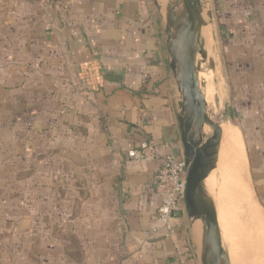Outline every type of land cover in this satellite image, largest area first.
Listing matches in <instances>:
<instances>
[{
    "label": "crops",
    "instance_id": "obj_1",
    "mask_svg": "<svg viewBox=\"0 0 264 264\" xmlns=\"http://www.w3.org/2000/svg\"><path fill=\"white\" fill-rule=\"evenodd\" d=\"M158 28L148 0H0V62L60 66L53 75L69 125L78 131L75 155L68 157L75 158L77 180L91 193L71 222L91 223L97 231L101 241L93 254L124 256L120 264H197V235L193 230L190 244L183 209L172 237L151 232L162 159L184 154L180 101ZM242 28L236 35L249 39ZM253 28L262 33L246 45L241 37L230 40L227 59L240 78L248 79L249 72L260 77L252 79L254 95L264 89V23ZM39 46L50 50L42 59L19 54ZM259 131L261 138L264 129ZM143 141L152 144L148 159L130 160L127 152Z\"/></svg>",
    "mask_w": 264,
    "mask_h": 264
},
{
    "label": "rangeland",
    "instance_id": "obj_2",
    "mask_svg": "<svg viewBox=\"0 0 264 264\" xmlns=\"http://www.w3.org/2000/svg\"><path fill=\"white\" fill-rule=\"evenodd\" d=\"M200 1L204 9V34L210 45L205 57L203 53L200 57L216 58V71L225 90L224 103L232 105L233 122L240 132L250 197L264 216V136L258 138L259 129H264V89L253 95L252 79L255 77L257 81L260 77L249 72L248 79L240 78L227 59L230 40L241 37L246 45L252 42L253 35L262 33L254 32L253 25L264 23V0ZM148 4L159 34L166 40L164 27L159 24V9L154 0H148ZM240 28L251 37L236 35ZM49 51L39 46L34 51L20 48L19 54L27 59L35 54V58L42 59ZM246 61L247 65H253L250 57ZM199 65L201 71V62ZM54 67L60 66L38 61L0 62V264H120L124 256H116L114 260L113 256L109 259V255L93 254L101 239L96 238L97 231L91 223L87 224V230V225L71 222L80 212L78 204L91 193L82 188L80 178L77 180L80 175L75 158L68 157L71 153L75 155L78 131L69 125L71 119L65 111L67 106L61 102V89L57 86L60 80L53 75ZM171 79L181 101L177 83L174 77ZM211 135L212 129L208 137ZM258 144H263L260 151ZM218 166L216 157L203 187L215 204L219 223L226 207L218 200ZM183 213L187 214L185 205ZM189 226L186 237L190 243V221ZM194 226L200 233L199 222ZM235 232V227H230L224 239L226 243V238L231 237L236 251L231 256L233 264H261L244 255L245 248ZM78 234L80 239L75 238Z\"/></svg>",
    "mask_w": 264,
    "mask_h": 264
},
{
    "label": "water",
    "instance_id": "obj_3",
    "mask_svg": "<svg viewBox=\"0 0 264 264\" xmlns=\"http://www.w3.org/2000/svg\"><path fill=\"white\" fill-rule=\"evenodd\" d=\"M154 6L160 12L158 17L167 37L164 42L169 66L181 96L178 121L184 149L183 159L188 171L185 207L192 236L194 225L197 222L203 224V246L199 252L195 245V257L199 264H229L215 204L209 200L203 187L214 169L222 138L220 124L212 120L207 112L206 100L200 90L203 83L198 77L197 43H200L204 9L200 0H173L168 3L164 17L159 0H154ZM201 48L207 54L204 45ZM209 69H216V58L210 60ZM216 106L220 108V103L217 102ZM233 118L232 105L224 103L222 120ZM206 127L212 129L209 137L205 133Z\"/></svg>",
    "mask_w": 264,
    "mask_h": 264
},
{
    "label": "bare ground",
    "instance_id": "obj_4",
    "mask_svg": "<svg viewBox=\"0 0 264 264\" xmlns=\"http://www.w3.org/2000/svg\"><path fill=\"white\" fill-rule=\"evenodd\" d=\"M173 0H159L161 11L165 17L168 3ZM207 25V23H206ZM205 25V27H206ZM204 26L201 27L200 43H197V65L199 67V81L203 83L200 90L206 100L207 112L210 118L220 124L222 129V138L217 152L218 166V200L223 202L226 212L220 214V229L222 242L227 254V259L232 262L231 256L236 254L234 251L231 237L226 238L230 227H235L236 234L240 244L245 248L243 253L245 256L251 257L257 263L264 264V216L261 213L257 203L252 202L250 197V186L247 178V163L244 155V149L241 144L240 132L233 120L223 121V103H224V86L221 78L217 74V69H208L209 62L213 59L212 55L204 58L200 57L202 46L205 50L210 47L208 39H204ZM205 40V41H204ZM208 53V52H207ZM210 54V53H209ZM201 62V71L200 65ZM217 64V63H216ZM219 72V71H218ZM206 85L204 84V81ZM217 102L220 108H217ZM210 129L206 127L205 133L208 135ZM216 164V163H215ZM206 183V182H205ZM253 198V197H252ZM230 227H226V226ZM200 233L195 226L193 230L197 235L199 243V252L203 246V224L199 222ZM225 245L227 247H225ZM233 264V262L231 263Z\"/></svg>",
    "mask_w": 264,
    "mask_h": 264
},
{
    "label": "built area",
    "instance_id": "obj_5",
    "mask_svg": "<svg viewBox=\"0 0 264 264\" xmlns=\"http://www.w3.org/2000/svg\"><path fill=\"white\" fill-rule=\"evenodd\" d=\"M151 150L152 144L143 141L130 149L127 155L130 160L142 162L148 159ZM187 172L183 157L164 155L156 174V192L160 205L156 215V226L151 229L154 235L162 234L166 238L174 235L179 212L185 205Z\"/></svg>",
    "mask_w": 264,
    "mask_h": 264
}]
</instances>
